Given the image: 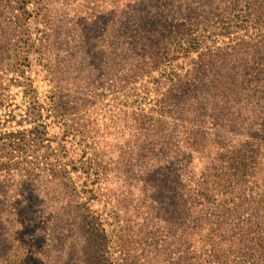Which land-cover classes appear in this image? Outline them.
Masks as SVG:
<instances>
[{"label":"rangeland","instance_id":"rangeland-1","mask_svg":"<svg viewBox=\"0 0 264 264\" xmlns=\"http://www.w3.org/2000/svg\"><path fill=\"white\" fill-rule=\"evenodd\" d=\"M260 32L264 0H0V138H20L11 140L22 145L15 160L28 168L14 173L19 188L2 184L0 264H79L74 245L56 232L78 225L56 195L58 171L77 187L79 197L70 206L79 202V216L99 219L96 228L108 237L104 254L114 260L116 222L135 220L143 166L167 168L169 144L176 166L200 177L219 136L231 144L253 132L254 124L243 116L246 124H239L236 115L224 131L210 128L207 106L210 81L226 70L229 53L235 76L224 100L244 101V93L235 94L252 84L264 89V65H248L242 43ZM189 106L201 116L192 121L209 142L200 147L205 153L180 150L179 126ZM133 113L161 120L168 131L139 137ZM11 188L21 191L23 212H3L22 205L3 195ZM258 193L264 184L243 198ZM239 203L226 202L220 210ZM249 217L247 212L241 220ZM209 220H215L210 211L196 229L206 233ZM13 221L21 223L18 232L8 226ZM183 249L171 259L179 260Z\"/></svg>","mask_w":264,"mask_h":264},{"label":"trees","instance_id":"trees-1","mask_svg":"<svg viewBox=\"0 0 264 264\" xmlns=\"http://www.w3.org/2000/svg\"><path fill=\"white\" fill-rule=\"evenodd\" d=\"M260 33L242 40L247 50L243 56L248 59V65L259 62L264 65V34ZM233 50L238 52L237 46ZM230 56L231 53L222 64L226 69L222 71L223 74L221 71L216 72L215 79L210 81L212 101L207 106L210 128L222 132L236 115L239 124L245 122L242 116L249 125L254 124L253 132L231 144L224 135L219 136L211 144L214 158L207 163L200 177L188 175V169L176 166V153L169 144L164 153L169 161L167 168L160 165L143 166L140 170L142 179L138 185L141 196L133 216L135 220L128 218L116 222L114 244L117 256L114 260L106 258L104 254L108 237L96 228L99 219L94 216L85 218L83 214L79 216V210L84 209L79 202L70 206L79 197L77 187L74 183L66 182V171H58L56 195L62 199L63 208H68L65 210L67 215L73 217L74 222L77 219L78 225H75V231H68L61 226L56 232L62 233L68 244L74 245L79 264H264V193L243 198L248 191L254 192L256 186L264 184V89L260 87L257 90L259 84H252L245 92L238 88L235 94V97H239L240 93H244V101L224 100L231 94L226 84L235 76ZM188 108L184 110L179 126L183 138L180 150L188 147L196 154L205 153L200 147L202 142L207 145L209 142L200 135L201 128L192 121L201 116L191 106ZM132 116L138 136L146 140L162 137L168 131L161 120L144 114L133 113ZM15 136L9 134L0 138V193L2 184L19 188L12 180L14 173L25 174L28 169L22 162L15 160V153L23 151L22 145L11 144L12 138L20 140ZM4 157L9 159L8 163L1 162ZM149 161L153 163V160ZM83 166L81 162L78 168ZM73 170L77 171L76 168ZM129 187L130 184L124 186L128 190ZM125 189H122V193ZM19 193L21 191L13 188L3 192L4 196L8 195L22 204L15 208L9 205L4 213L8 209L13 214L18 213V209L23 212L25 203ZM236 200H240L236 207L220 210L222 204ZM209 211L214 213L215 220H209L208 229L203 234L204 229L196 227L200 218ZM247 212H250V217L241 220ZM20 224L13 221L8 226L15 232L17 227H21ZM89 228L92 229L90 232ZM182 247L184 255L179 260H172L171 256Z\"/></svg>","mask_w":264,"mask_h":264}]
</instances>
